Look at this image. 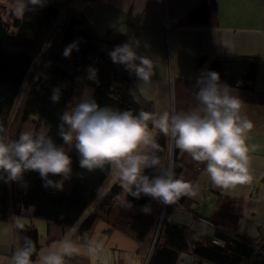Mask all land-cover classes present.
Masks as SVG:
<instances>
[{
    "label": "trees",
    "instance_id": "obj_1",
    "mask_svg": "<svg viewBox=\"0 0 264 264\" xmlns=\"http://www.w3.org/2000/svg\"><path fill=\"white\" fill-rule=\"evenodd\" d=\"M62 7L59 2L46 0L42 8L26 11L22 19L14 14L8 21L0 17V125L6 129L9 139H17L25 132L22 129L27 124L31 128L26 131L37 133L41 123L56 143L61 144L56 135L59 115L73 104L74 98L81 96L91 95L101 107L156 113L152 100L139 91L137 77L123 65L113 63L109 56L115 46L128 42V38L112 31L99 37L80 15L73 11L64 13ZM211 11L210 3L201 0L180 25H207L211 22ZM73 42L79 50L74 49L70 57H65V47ZM206 61L205 56L199 55L196 67ZM89 66L98 70L97 81L87 79ZM256 67L257 60L251 57H215L209 61L207 70L218 72L221 81L231 88L249 90L253 86ZM56 86L61 87L62 97L54 104L50 95ZM13 121H17L19 128L14 130ZM149 127L151 129V123ZM154 136L162 149L159 154L168 160L171 139L158 130ZM69 155L73 180L66 191L45 188L36 171L24 173L20 182L0 181V221H12L19 215L42 220L47 224L49 241L64 236L73 228L103 194L115 174L107 167L88 172L80 168L74 148ZM172 160L177 165V177L191 185L205 167L175 146ZM49 178L60 179L58 176ZM120 191V183L113 184L100 200L99 209L79 224L77 231L83 239L101 217L103 207L111 204ZM126 200L133 206L150 205L151 213L141 211L127 221L107 219V222L139 243V251L149 256L147 264H176L182 254H189L192 264H264V243L242 235L231 223H225V215L223 221L206 218L215 227L218 225L213 236L208 238L195 236L188 227L169 221L172 207L190 209L188 196L166 205L165 209L164 204L149 196L136 199L126 195ZM15 230L13 253L22 245V238L29 236L38 254L37 228L26 225ZM37 254L32 256L33 262ZM65 263L86 264L85 260L73 255L65 257ZM3 264H11V261Z\"/></svg>",
    "mask_w": 264,
    "mask_h": 264
},
{
    "label": "crops",
    "instance_id": "obj_2",
    "mask_svg": "<svg viewBox=\"0 0 264 264\" xmlns=\"http://www.w3.org/2000/svg\"><path fill=\"white\" fill-rule=\"evenodd\" d=\"M54 1L62 4L64 13L73 11L80 15L99 37L112 31L126 36L128 42L131 39L140 41L137 51L154 58L157 67L147 85H141L138 79L136 83L141 94L152 100L157 114L172 108L188 110L194 106L192 91L196 77L207 70L212 58L251 57L257 60L252 88H231L242 101V115L253 122L247 137L251 183L227 189L216 187L204 167L192 185L195 195L188 196V212L180 206L172 207L168 219L188 227L195 236L208 238L213 236L218 225L202 223L196 216L223 221L225 215V223H231L242 235L264 243V0H207L212 9L211 22L207 25H180L201 0H97L94 9L86 7L82 0ZM145 43L149 45L147 49ZM199 55L205 56L207 61L196 67ZM72 180L73 174L64 181L63 191ZM118 182L115 175L79 222L56 240H48L47 224L42 220L19 215L12 221H0V264L11 261L15 229L26 225L37 228L38 253L54 243L70 241L79 250L73 256L82 258L86 264H147L149 256L139 251V243L107 222V219L127 221L142 211L143 206L129 203L131 207H127L122 187L112 203L103 207L101 217L86 239L77 231L79 224L99 209L103 195ZM37 260L38 256L34 264ZM176 264H192V257L182 254Z\"/></svg>",
    "mask_w": 264,
    "mask_h": 264
},
{
    "label": "clouds",
    "instance_id": "obj_3",
    "mask_svg": "<svg viewBox=\"0 0 264 264\" xmlns=\"http://www.w3.org/2000/svg\"><path fill=\"white\" fill-rule=\"evenodd\" d=\"M45 3L46 0H15V12L22 19L26 11L42 8ZM140 46L139 40L131 39L115 46L109 56L113 63L134 74L141 85H147L157 65L154 58L139 54ZM144 47L149 45L145 43ZM74 49L79 50L76 42L66 46L63 55L70 57ZM97 72L89 66L87 79L97 81ZM194 88L195 104L190 109L172 108L159 114L101 107L91 95L74 98L73 104L59 115L56 135L61 144L47 132L25 131L17 139H9L0 125V181L20 182L24 173L36 171L45 188L62 191L64 181L72 176L69 152L74 148L81 169L93 172L109 168L127 196L139 199L143 195L165 205L175 204L195 192L189 182L177 177L176 163L159 154L162 149L153 134L155 129L169 137L176 149L204 164L214 186L227 189L251 183L247 137L253 122L242 115V101L213 70L202 71ZM61 97V87H53L52 103H59ZM126 204L131 207L127 201ZM142 211L150 214L151 206L144 205ZM22 241L11 264H34L35 243L29 236ZM78 251L70 241H60L38 253L36 264H65V257Z\"/></svg>",
    "mask_w": 264,
    "mask_h": 264
},
{
    "label": "rangeland",
    "instance_id": "obj_4",
    "mask_svg": "<svg viewBox=\"0 0 264 264\" xmlns=\"http://www.w3.org/2000/svg\"><path fill=\"white\" fill-rule=\"evenodd\" d=\"M13 14H16V12H15V0H0V17L3 18L4 20L8 21V20H10V17ZM12 123H13L12 126L14 127V130L16 128H19L17 121H15V122L13 121ZM30 128H31L30 124H27L23 127L22 130L26 131V130H29ZM46 131H47L46 126L40 123L37 134L41 133V132H46ZM165 208H166V205L164 204V209ZM187 212H188V210H187ZM39 222H41V221H39Z\"/></svg>",
    "mask_w": 264,
    "mask_h": 264
},
{
    "label": "built area",
    "instance_id": "obj_5",
    "mask_svg": "<svg viewBox=\"0 0 264 264\" xmlns=\"http://www.w3.org/2000/svg\"><path fill=\"white\" fill-rule=\"evenodd\" d=\"M73 1V0H71ZM83 3L86 5V7L90 8V9H94L95 5L97 4V0H82ZM173 149H174V143L172 141H170L169 144V156L168 159H172L173 158ZM197 220H199L202 223H206L209 224L211 226H214L211 222H209L207 219L200 217V216H196ZM216 243V241H214Z\"/></svg>",
    "mask_w": 264,
    "mask_h": 264
}]
</instances>
